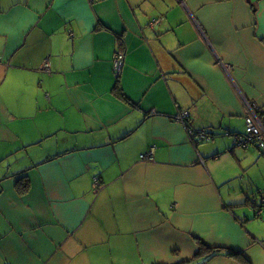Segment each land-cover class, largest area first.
Returning <instances> with one entry per match:
<instances>
[{
    "label": "crops",
    "instance_id": "crops-1",
    "mask_svg": "<svg viewBox=\"0 0 264 264\" xmlns=\"http://www.w3.org/2000/svg\"><path fill=\"white\" fill-rule=\"evenodd\" d=\"M246 100L264 0H0V264H264Z\"/></svg>",
    "mask_w": 264,
    "mask_h": 264
},
{
    "label": "built area",
    "instance_id": "built-area-1",
    "mask_svg": "<svg viewBox=\"0 0 264 264\" xmlns=\"http://www.w3.org/2000/svg\"><path fill=\"white\" fill-rule=\"evenodd\" d=\"M123 58L121 52H116L114 55V61L119 62ZM47 62L44 66L47 67ZM247 114L245 116L244 124L245 131L242 134H238L234 137V142L241 145L242 147H248L249 144H255L260 150H264V124L261 119V115L257 114L258 106L254 102L246 100ZM187 112H182L177 115V119L180 122L185 123V118H187ZM193 133V132H192ZM198 140H203L208 138V134L204 131H198L195 133ZM142 158L152 160L153 154L152 150L148 153L142 155Z\"/></svg>",
    "mask_w": 264,
    "mask_h": 264
},
{
    "label": "trees",
    "instance_id": "trees-1",
    "mask_svg": "<svg viewBox=\"0 0 264 264\" xmlns=\"http://www.w3.org/2000/svg\"><path fill=\"white\" fill-rule=\"evenodd\" d=\"M244 120H245V118H244ZM185 121H186V118H185ZM253 145H255V144H253ZM28 183H29L28 176L25 175V174L21 175L16 180V186H17L18 191L24 192L25 190H27L28 185H29ZM259 199L260 200L258 201V203L256 204L255 209H254V214H253L254 218H261L262 213L264 211V194H262L259 197ZM244 203H245V201L230 202L227 205V207L232 209L234 206L243 205ZM199 243H200L199 244L200 245V249L196 253V256H198V255H206L205 259H207L210 256H212L214 253H217V252L223 250L228 256L237 258L240 261H242L244 264H250V262L247 260L246 256L244 255L243 250L232 249V248H222V247H217V246H209V245L205 244L202 241H200Z\"/></svg>",
    "mask_w": 264,
    "mask_h": 264
},
{
    "label": "rangeland",
    "instance_id": "rangeland-1",
    "mask_svg": "<svg viewBox=\"0 0 264 264\" xmlns=\"http://www.w3.org/2000/svg\"><path fill=\"white\" fill-rule=\"evenodd\" d=\"M244 127H245V125H244ZM254 170H255L254 168H249L247 170V172L248 173H252V172H254ZM240 180H241L240 178L235 179V183L229 185L230 189L231 190H238V189H240V187H241V181ZM242 185H244V184H242ZM243 187H245V186H243ZM255 197H256V199H259V196H258L257 193H256Z\"/></svg>",
    "mask_w": 264,
    "mask_h": 264
},
{
    "label": "water",
    "instance_id": "water-1",
    "mask_svg": "<svg viewBox=\"0 0 264 264\" xmlns=\"http://www.w3.org/2000/svg\"><path fill=\"white\" fill-rule=\"evenodd\" d=\"M118 64H117V68L116 69H118L119 70V66L121 65V61H119V62H117Z\"/></svg>",
    "mask_w": 264,
    "mask_h": 264
}]
</instances>
